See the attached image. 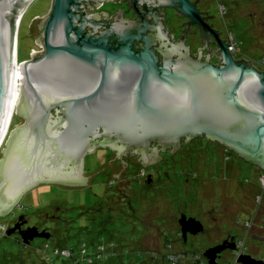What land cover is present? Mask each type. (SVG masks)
<instances>
[{"label":"water","instance_id":"95a60500","mask_svg":"<svg viewBox=\"0 0 264 264\" xmlns=\"http://www.w3.org/2000/svg\"><path fill=\"white\" fill-rule=\"evenodd\" d=\"M35 1L0 0V147L13 117L17 64L14 114L24 121L14 126L0 151V216L40 184L80 188L109 167L113 178L120 179L128 169L123 155L128 160L140 155L146 167L163 159L157 147L173 154L179 149L173 152L171 147L182 139L205 136L264 172L263 73L237 63L228 51L220 56V66L188 55L174 60L154 36L132 25L91 38L81 23L84 0H52L51 10L36 16L27 35L44 52L33 50L31 58H39L19 63L18 23ZM165 4H179L180 13L199 22L188 0ZM112 36L123 42L117 49L109 44ZM137 42L143 43L139 51L133 46ZM107 145L114 158L85 174V156ZM184 222L185 217L180 220L185 237ZM4 225L6 221L0 222L1 231ZM21 225L3 232L14 234ZM30 232L36 233L28 239ZM23 233L24 244L34 237H51L36 227Z\"/></svg>","mask_w":264,"mask_h":264},{"label":"rangeland","instance_id":"374dc122","mask_svg":"<svg viewBox=\"0 0 264 264\" xmlns=\"http://www.w3.org/2000/svg\"><path fill=\"white\" fill-rule=\"evenodd\" d=\"M247 3L238 0L237 7H231L224 0H200L199 6L209 13L224 38L231 40L233 31L237 50L264 68V27L257 25L261 9ZM221 5L226 6V13ZM51 7L52 0H36L23 15L18 30L19 63L31 60L29 54L33 50L44 52L27 35L36 16H46ZM119 7L120 4L106 3L102 11H118ZM234 17L238 21L241 17L246 20L235 22ZM201 44L195 38L193 54ZM18 84L19 79L17 88ZM14 112L16 108L0 151L14 126L24 122ZM210 141L198 139L176 155H169L167 148L159 152L163 159L146 167L139 162L140 155L129 160L123 155L128 169L122 171L126 174L120 179L113 178L109 167L84 187L38 185L36 190L22 195L9 213L0 216V222L6 221L5 230H9L17 219L25 217L28 227L48 229L51 237L23 246L16 235L0 230V264H169L164 255L168 244L188 253L181 264H191L195 253L229 235L255 243L248 236L246 223L253 221L258 209L264 210V172L226 151L220 143L215 145ZM111 154L112 150L106 146L86 155L85 174L95 173L112 160ZM115 165L120 166L121 160L116 159ZM181 211L193 215L208 228L205 234L190 236L186 245L178 243L174 229V220ZM156 239L162 241L161 254L153 260L141 248H150ZM56 247L65 249H59L60 255H55Z\"/></svg>","mask_w":264,"mask_h":264},{"label":"flooded vegetation","instance_id":"af4514ba","mask_svg":"<svg viewBox=\"0 0 264 264\" xmlns=\"http://www.w3.org/2000/svg\"><path fill=\"white\" fill-rule=\"evenodd\" d=\"M247 1L249 2L247 4L253 6L255 4V7H259L258 9H261L259 11L260 15L258 17V21H260V23L258 22L257 25L261 24L262 27H264V0ZM188 2L192 6H194L195 10L198 12L199 22H194L191 18L180 13L178 10L179 4L169 6L165 4V0H147L145 2L138 0H84L82 4L83 13L80 15L81 23H84L86 25L85 34L89 33L91 35V38L94 39H96L97 37H102L103 33L109 31L110 29V32H112L113 35L118 31L122 32V26L132 25L134 26L135 30H138L140 28L146 31V36H154L158 42L157 46L161 47L162 51H169L174 60L188 55L194 60L208 61L215 66H220V56L224 51H228V53L237 63L251 66L264 74V68L256 65V62H252V60L247 58V55H243L237 50V37L235 36V33L233 31L231 32V40L228 36L227 39L224 38L219 29L212 22L209 13L200 8V0H188ZM224 2L227 4H231V7H237L236 5L238 3V0H224ZM106 3L120 4L119 9L121 10L118 9V11L114 13V15L106 11H102L103 6ZM225 7L226 6L221 5L224 13H226ZM231 9L233 11V8ZM244 19L246 20V17H241L239 21ZM233 20L235 22H239L238 20H236V18ZM262 29L264 31V28ZM195 38H198L202 42V44L201 47H199L198 52L196 54H193L192 45L195 41ZM190 40H192V44H189ZM122 43L123 42L115 36H112L109 39V44H111V48L114 49H117ZM142 44V42H137L133 46L135 50L139 51L141 50ZM230 46H232V51L229 49ZM237 55H240V57L237 58ZM158 56L160 57V59H162L165 55L162 52L158 53ZM39 57L40 55H34L31 59H37ZM103 139H107V137ZM198 139H200V141L203 140V142L207 143L208 141H210L205 136L197 139L195 137L191 139L193 141L182 139L178 147H171V151L173 150V152H175V150L179 149V151L183 152L184 147L188 148L187 146H192L194 144V141ZM214 144L219 145L218 142H215ZM107 147H110L112 149V146L110 145H107ZM220 147L224 148L230 153L232 152V154L234 153L233 151L228 150V148H226L225 146ZM153 148H155V146H152V149ZM162 148L157 147L160 154L162 153ZM100 150L101 149H99V151ZM168 153L169 155H171L170 152ZM179 153L180 152H176L173 154L176 155ZM233 155L238 156L236 153H234ZM143 160L144 159L142 158V161ZM241 160L249 165H252L251 163L245 161L243 158H241ZM34 189L36 190L37 187ZM258 210L255 213V218L253 219V221L246 223V226L249 229L248 236H252V239L255 243H253V241H250L249 244L248 239L237 240L236 237H232L229 235L223 237V239L218 242H213L214 244L208 247H204L203 250L199 251L198 253H195L193 256L194 261L191 264H264V210ZM14 212H12L13 215H15ZM56 216L57 213L53 217L55 218ZM183 217H185V222H188L184 225L186 231L185 237L182 231V226L180 224V220ZM20 218L21 220H19ZM20 218L17 219L12 225H10V230L16 225H21V223L23 222L25 223L21 225V228L14 233L21 245L30 246L36 239H44L40 237H34L30 240V244H24L23 240L20 237V232L23 233L28 228L33 227H28V224H26L28 220H26L25 217ZM48 218L50 217H47V219ZM174 221V229L177 232L178 243L181 245H186L190 236L195 237L200 235L201 233H207L208 228L189 213L185 214L181 211L177 214ZM5 227L7 226H2V231H5ZM36 228L38 229V233H41L43 231L48 232V229L42 230L39 227ZM35 233L36 232H30L26 235V237L29 239V237H32ZM153 233H155V231ZM23 234L25 236V233ZM149 237H151L149 240H152V236ZM149 237H147L146 239H148ZM141 242L142 244L144 243L143 241ZM152 244L153 245L150 246V248L144 247L141 249L146 251L147 255H149V258L156 260L161 254L160 244H162V241H157L156 239L152 242ZM166 250L167 252L164 253V255L166 254V259L169 264H181V260L185 257V255H188V253L184 252V250L183 252L177 250L176 246L173 244H168Z\"/></svg>","mask_w":264,"mask_h":264},{"label":"bare ground","instance_id":"6f19581e","mask_svg":"<svg viewBox=\"0 0 264 264\" xmlns=\"http://www.w3.org/2000/svg\"><path fill=\"white\" fill-rule=\"evenodd\" d=\"M18 24H20V22ZM17 42H18V34H17L16 41H15V43H16V45H15L16 51L15 52H17ZM18 75H19V64H17L16 69L13 72V88H14L13 99H14V101L12 102V111L15 110V108L17 107V103H16V101H17V95H18V93H17L18 92L17 80L19 79V81H20V77Z\"/></svg>","mask_w":264,"mask_h":264},{"label":"built area","instance_id":"2783aa9c","mask_svg":"<svg viewBox=\"0 0 264 264\" xmlns=\"http://www.w3.org/2000/svg\"><path fill=\"white\" fill-rule=\"evenodd\" d=\"M229 49L232 51V46H230ZM85 250H86V249H84V251L82 250V253H85ZM64 252H66V251H62L63 254H64ZM67 252H68V251H67ZM55 253H56V254H59V252H58L57 250H56ZM62 253H61V254H62Z\"/></svg>","mask_w":264,"mask_h":264},{"label":"trees","instance_id":"16d2710c","mask_svg":"<svg viewBox=\"0 0 264 264\" xmlns=\"http://www.w3.org/2000/svg\"><path fill=\"white\" fill-rule=\"evenodd\" d=\"M96 211H97V209H96ZM100 233H101V232H100ZM79 236H80V235H79ZM98 238H99V237H98ZM59 249L62 250V249H65V248L56 247L54 251L56 252V250L58 251ZM68 249H69V248H68ZM55 252H54V253H55ZM55 255H60V253H59V254H56V253H55Z\"/></svg>","mask_w":264,"mask_h":264}]
</instances>
